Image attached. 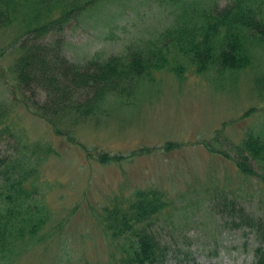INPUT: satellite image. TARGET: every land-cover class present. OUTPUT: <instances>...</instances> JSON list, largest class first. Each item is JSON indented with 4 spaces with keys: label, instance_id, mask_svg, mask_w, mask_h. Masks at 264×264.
<instances>
[{
    "label": "rangeland",
    "instance_id": "rangeland-1",
    "mask_svg": "<svg viewBox=\"0 0 264 264\" xmlns=\"http://www.w3.org/2000/svg\"><path fill=\"white\" fill-rule=\"evenodd\" d=\"M190 2L222 9L230 0ZM175 13L164 0H101L44 40H62L56 44L68 61L59 68L73 80L70 87L77 85L75 99L92 101L100 79L74 81L72 67L92 75L112 58L124 60L129 45L152 39ZM22 33L18 23L0 28V103L12 107L27 142L42 143L32 182L49 219L2 264H110L117 240L104 227L107 208L151 190L167 203L152 227L167 246V264H257L262 234L224 209L233 201L240 214L264 220L262 171L253 163L255 174L248 175L237 164L247 135L264 137V90L255 83L264 74V42L249 41L254 62L246 69L198 74L189 68L184 77L157 72L131 96L109 93L90 116L75 109L60 119L56 135L47 120L12 101ZM25 96L48 102L41 89Z\"/></svg>",
    "mask_w": 264,
    "mask_h": 264
},
{
    "label": "trees",
    "instance_id": "trees-1",
    "mask_svg": "<svg viewBox=\"0 0 264 264\" xmlns=\"http://www.w3.org/2000/svg\"><path fill=\"white\" fill-rule=\"evenodd\" d=\"M97 1L101 0H0V28L18 23L23 31L19 46L22 53L13 67L17 85L12 101L47 120L55 127L56 135L62 134L57 128L60 119L75 109L90 116L92 107L96 108L109 93L131 96L142 78L157 72L167 69L184 77L189 68L198 74L246 69L254 62L249 41L264 42V0H230L222 9L201 8L190 0H164L176 10L173 23L152 39L129 45L123 56L125 61L112 58L92 75L72 67L74 81L78 76L93 83L100 79L92 101L80 102L73 96L77 85L76 89L70 87L73 80L59 68L68 61L61 55L62 47L56 44L62 40L52 43L44 38L61 33L78 13ZM57 11L60 14L53 18ZM50 43L56 45L47 48ZM179 58L186 59L189 67ZM255 83L264 90V74L256 77ZM38 89L46 93V104L38 103L36 96L23 98L24 93H36ZM261 94L264 96V92ZM11 109L0 103V264L16 253L17 246L36 239L49 219L48 208L38 198L32 182L39 170V152L44 151L42 143L26 141ZM237 154L239 168L254 175L256 163L264 179V137L247 135ZM101 160L111 161L104 156ZM164 198L151 190L107 208L104 227L117 240L111 244L110 264H167V246L152 228L155 217L167 205ZM224 212H237L242 224L261 233L264 239V220L240 214L242 211L236 210L233 201L225 203ZM255 252L257 264H264V249L257 248Z\"/></svg>",
    "mask_w": 264,
    "mask_h": 264
}]
</instances>
